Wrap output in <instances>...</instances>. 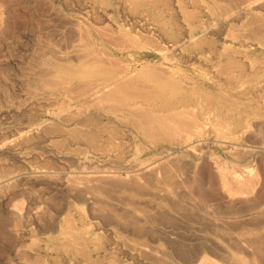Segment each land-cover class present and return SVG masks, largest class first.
Returning <instances> with one entry per match:
<instances>
[{"label":"rangeland","instance_id":"374dc122","mask_svg":"<svg viewBox=\"0 0 264 264\" xmlns=\"http://www.w3.org/2000/svg\"><path fill=\"white\" fill-rule=\"evenodd\" d=\"M87 1H89V0H0V23H1L0 24V153H1L0 154V166H1L0 167V174H1L0 176L1 177L3 176L5 178L11 174H16V181L20 180L17 182L14 180L13 182H11L12 186L10 183L9 184L10 187H8L9 186L8 184H7V187H5L6 184L1 185V187H0V264H28V263L29 264H38V261H40V260L34 261L32 263V260L38 259V258H36V256H35L36 254L34 253L32 248L36 247L37 245H40V244H41L40 246H47L48 248H53L56 245H59V242L63 238V232H62L63 228H61V226H59L58 223L60 222L61 219H64L67 217H69L70 219H73L74 221L78 220L75 208L80 211V214L82 215L84 222L86 224L91 225L90 227H92L91 229H92L93 235L95 237V242H96L95 244L97 246L100 245L101 250L104 251V252L102 251L103 254L100 257L102 259L101 262L104 264H107V263L108 264H138V263L140 264L142 261L144 262V264H148V263L149 264H158V262L153 263V258H154L153 256L154 255H145L143 253V255H144L143 256L142 254H140L142 252L137 250V247L135 245L138 244L137 240L140 238L144 239L146 241L147 245L150 244L152 246H155V248L158 247V249L163 248V254H165L167 251H169L170 256L168 254H166V256L168 255L170 257V258L168 257L169 260L171 259L170 261H172L174 259L173 260L174 262H176V263L179 262L181 264H184L183 262H181V259H179V257H181L180 252H182V253L187 252L186 254H189V251L191 252L192 250H195L194 249L195 246L197 247L196 249H199L198 245H199V247L202 246V243H200L199 240L195 238L196 237L195 235H208L209 237L219 238L213 234V232L215 233V231L212 230L214 227L207 226V224L209 222L211 223V221L212 222H215V221L218 222L219 221L218 218L223 219V220L220 219L222 221V222L221 221L220 222L223 223V225L226 222L228 223L229 221L230 222L232 221L235 224H237V221H239V223L237 225H235L233 223L234 226H231L233 224H232V222H231V224L229 222L228 224L230 225V227H228L229 225L227 223L225 224L226 227H224L225 225L224 226L220 225V222H218V224L215 222L217 225L223 226L224 228L228 227L229 230L232 229L233 231L232 230L231 231L235 234L236 233L240 234L242 229H243V231L241 232V234L246 233V232L248 233L249 231H251V233L249 232V235L253 233L252 231L256 232V230L258 231L259 229H263L264 226H261V225H263V223H264V216H263L264 210H262V209H264V200H263L264 199L263 198V193H264V190H263L264 189V186H263V184H264V147H263L264 146V114H263L264 105L262 104L261 100H259V96H262V94L264 96V88H262L257 93V96H258L257 97L256 93H254V94H237L235 92V87H232L231 85L225 84L221 80H218V79L204 80L203 79L205 82V85L208 84L212 88H211V90H209L210 92H207V90H205L203 88L200 93L203 95H204V93H207L208 96L211 97L210 100L212 101V103H214V105H217L218 106L217 108L221 109L223 111V113H226L227 115L230 114L229 116L232 117V121L237 123L238 126L236 127L235 130H233V132L231 134H228L227 137H220V136H216V135H218L216 132H215L216 135L214 134V130L212 129V124L209 122L206 125L207 126V128H206L207 133L203 132L202 135L200 134V135H195V136L191 137V141H193V144L194 143H197V144H195L194 147H192L188 150L184 147L183 143L178 142L179 140H177L176 138H168L167 139V138H165L166 136L163 135V138L160 139V137H162V134H159L160 135V137H159L158 133H155L156 135L155 134L152 135L153 137H155L153 139L156 140L154 142V140L152 139V136H149V137H151V138H149L148 135H146V133L144 134V131L141 130V127L139 128V125H138L137 121L135 120L134 116L132 114H128L125 112H118V111L117 112H106V111H103V113L98 112V114H97V112L89 111L88 113L83 114L82 116L76 117L75 120L74 119L73 120L68 119L66 121L64 114L66 113L65 111L68 107L75 109V110L76 109L78 110L82 107L84 108V106H89V105L80 104V103L76 102L75 100H72V98L66 97L63 94H59V93L53 91L51 88H48V87H42V89L39 90L40 89L39 85H41V84H38V83H40V81L38 80L39 81L38 83H35V82H37L36 80H35V82H33L34 81L33 77H35V75H36V71H35V69H37L36 66H38L40 63L42 64V62H44L45 58H46L45 62L50 61V60L51 61L57 60V57H59L58 55H60L57 52L58 51L62 52V51L67 50V45H66L68 42L67 33H69V31H68L69 29L65 24L68 20L69 21L71 20V22L75 23V25L79 29H80V27H82V29L80 31L82 34L83 33H84V35L86 34V36L83 35V37L85 39H87V36L90 34L94 35L98 39L96 51H98L100 55L103 54L101 57L104 60L109 59V61L105 60V62L108 65H110L111 67H113L116 71H120V72L128 71V72H131L132 74H134L136 76L142 77L146 71H149V69H151L150 68V65H151L150 62H154V60H156V58L152 61H148V60L143 59L145 53L152 54L150 52V50H149L150 48L148 46H144L145 49H142V50H137L136 48H134L135 47L134 44L139 39L138 34L142 32L141 26L136 25V23H134L133 20H131L129 17L123 15V13L122 14L121 13L114 14L115 25L111 24L104 17V15L101 14V16H102L101 17L100 13H98L99 15H95L94 17L92 15L90 17H88L84 13L85 12V5H86ZM236 1L237 0H231V1L230 0H227V1L226 0H223V1L217 0L216 2L221 3V4L236 6V4H237ZM31 4H33V5H31ZM68 6H70V7H68ZM69 8H71V9H69ZM121 15L123 17H121ZM96 16H98V17H96ZM214 16L215 17L213 19H215V20H212V23H213L212 26H215L214 27L215 29H213L214 31H210L211 35L209 34V32L203 34L202 30L198 31V33H197L198 35H200L202 33L203 37H205V39H213V40L217 41V40H219V37H218L219 33H222V32L225 33V32H228V30H230L231 32L236 31V28H237L236 26L239 24V21H237V23H236V21L231 22L228 19H226L225 15H221V13H218ZM172 18L177 21V19L174 18V16ZM65 20H66V22H64ZM168 20H170V19H168ZM226 20H228V21H226ZM213 21H215L216 25H214ZM216 21L218 23H216ZM59 22H61L62 24H60ZM263 22H264V18L261 21L262 26H263ZM235 24H237V25H235ZM47 25H49L48 26L49 28L47 27ZM61 25H65V26H61ZM130 25H131V27H130ZM228 25H230V26L228 27ZM50 26H51V28H50ZM218 26H220V27H218ZM219 29L222 32H219ZM82 30L84 32H82ZM65 32H67V33H65ZM215 32H216V34H215ZM111 33H112V35H111ZM212 33H214V34H212ZM134 34L137 35L138 37L134 36ZM205 35H207V38ZM259 37H261V36H259ZM129 38H130V40H129ZM62 41H65V42L63 43ZM124 42H127L128 44L124 43ZM129 44H130V46H129ZM45 45H46V47H45ZM64 46L66 47V49ZM125 47L130 50L131 56H128L125 52H123L122 55L118 52L119 49H122ZM100 48H101V50H100ZM40 49L44 50V52H42V50H40ZM47 49H48V51L52 52L51 55H54L55 58L53 56L49 57L51 52H48ZM55 49H57V51ZM103 51H105V53H103ZM39 52H42V54L40 53L41 55H44L45 52L48 54H45V56L42 57L39 55ZM55 52L57 54H55ZM1 54H3V55H1ZM34 54H36V55H34ZM32 56L34 57V59H32L33 58ZM36 56L38 59L36 58ZM41 57L43 58V60ZM48 58H49V60H47ZM29 60H31V61H29ZM27 61H29L30 64ZM34 61H37V62L35 63ZM113 61H115V62L117 61L116 65L113 64ZM31 62H33V66H32ZM155 62H156L155 64L157 66H159V68L162 66V65H160V63L158 61H155ZM23 63H24V66H23ZM37 63H38V65H36ZM190 63H191V61L190 62H180V63H178V65H179L180 69L182 71H186L187 74H191L192 76H197V73L195 72L196 69L193 66L194 64L191 63L192 64L191 65ZM27 65H28V67H27ZM29 67H31V69L33 68L34 70L33 69L31 70ZM118 67H120V68L118 69ZM28 68L30 69L31 72L35 71L34 72L35 75L31 72H30L31 73V75H30ZM19 69H20V71H19ZM25 71H27V72H25ZM25 74H27V75H25ZM20 75H22V76L24 75V76L20 77ZM26 77H29V78H26ZM17 78H20V80L18 81ZM21 78H23V79H21ZM30 78H31V80H33L32 81L33 84H31ZM27 79L30 81V84L32 86L30 84H27L29 82ZM23 83H24V85H22ZM37 84L39 87L36 88ZM29 85L31 86V88L35 87L38 90L36 91L35 88H34L35 90L30 89ZM18 88L20 90H17ZM26 88H27V90H26ZM7 89H9V90H7ZM29 89L32 91H30L28 93ZM11 90H12V92H10ZM13 92H14V94H12V95H14V97H11L12 95L10 93H13ZM15 93L18 94V96H16ZM22 93H23V95L19 96ZM26 94H27V97L25 96ZM222 94H224V95H222ZM23 96H25V97H23ZM226 96H227V99H229L230 101L229 100L227 101ZM18 97H20V98H18ZM38 97H41V99L39 98L40 101H38ZM42 97L44 100L42 99ZM17 99H20V100L18 101ZM61 99L64 101H62ZM59 100H61L62 102ZM33 102H35V103H33ZM39 102L40 103L42 102L43 104L42 103L40 104ZM56 102H59V103H56ZM237 102H240V103H237ZM14 103H15V105H14ZM37 103H38V105H36ZM46 103L48 104V106L46 105ZM53 103L54 104L56 103V105H54ZM17 104H20L19 107H17ZM32 104H34L35 106ZM214 105H213V107H214ZM29 106H31V107H29ZM42 106H43V108H42ZM231 106H232V108H231ZM15 107H17V108L15 109ZM33 107H35V109ZM213 107H212V110L214 109ZM42 110H43V112H42ZM31 111H32V113H31ZM261 111H262V113H261ZM99 115H101V116H99ZM60 116L64 117L65 119L62 118L63 119L62 120ZM88 117H90L89 119H91V121L87 120ZM130 117L132 118V120ZM84 118H86V119H84ZM60 119H61V121H60ZM80 119L81 120L84 119L85 121L82 122ZM98 120H100V121H98ZM119 120H121L122 122ZM249 120H252V122L254 124H252V122ZM77 122H79V123L77 124ZM80 122H82L84 124H82V123L80 124ZM90 122L93 124H90ZM115 122H116V124H115ZM123 122H126V124ZM55 124H56V126H55ZM88 124H89V126H86ZM42 125L46 126V127H43ZM115 125H117L118 127H116ZM74 126H76V127L74 128ZM90 126H92V127H90ZM110 126H112V128H110ZM55 127H56V129H55ZM70 127H72V129H70ZM47 128L51 129V130H49V131H51L50 133L47 130ZM61 128L63 130H61ZM115 128H117V129L119 128L118 130L116 129V132L117 133H118V131H119V133L121 132L122 134L121 133L120 134L121 135L124 134L123 135L124 137H122L120 134L115 133V131H113V130H115ZM81 129L83 130V132H85L87 130L86 131L87 133H90V131H92L90 134H94L93 133V130H94V132L96 134L95 136H97L98 133H99V135L102 134L103 137H101L102 135H100L101 138H98L99 140L100 139L104 140L103 138L107 137L109 140L108 139H105L104 141L100 140L101 142H104V144L99 142V141H97L98 143L95 144V145L103 144L106 146V148L102 147L100 150V147H101V145H100V147H99V151H101V153H100L96 146H95L96 147L95 148L96 150H95V149H93L94 146H91V144H89L85 140L84 141L86 142V144H84L85 142L83 140H80V138L78 137L79 134L76 132V131L80 132ZM111 129L113 132H111ZM37 130H39V131H37ZM124 130H125V133H123ZM23 131L27 132V133L32 132L33 136L29 133L30 135L28 134L29 135L28 138L24 141H20L18 143V146H16L17 144L15 142H14L15 144H13L12 140L16 136H18L17 134L24 133ZM104 131H105V134L103 133ZM108 132L110 134L114 133L116 135L112 134L114 136L113 137ZM74 133H75V135H74ZM128 133H129V136H128ZM36 134H38V135H36ZM108 134L110 136H108ZM104 135H107V136L104 137ZM31 136L34 138H31ZM41 136L43 137V139ZM64 136H66V137H64ZM71 136H73V138H74V139L72 138V141H71ZM111 136H112V138H111ZM116 136H118L119 138ZM156 136H158L157 139H156ZM214 136H216V137H214ZM59 137L61 139H64L65 143L63 141H61V139H59ZM97 137H99V136H97ZM120 137H121V139H120ZM125 137H127V138L125 139ZM113 138H115V139H113ZM217 138L218 139L222 138V139H226V140H231L233 142H238L239 144L238 143L232 144V143H227V142H221V141H218ZM9 139L10 140L12 139L11 142L9 141ZM75 139H78V140L76 141ZM110 139L111 140L113 139L112 143H110L111 142ZM116 139H118V141ZM28 140H30V141H28ZM161 140H163V141H161ZM115 141H116V143L119 142V145L121 144L122 147L120 148L118 143L116 144ZM152 141L154 143H152ZM170 141H173V142H170ZM213 141H215V142H213ZM8 142H10V143H8ZM23 142H24V144L25 143H28V144L24 145ZM105 142H107L108 144H106ZM113 142H114V146L117 145L118 149L120 148L122 150L124 148L122 151H130L131 153L134 152L135 155L137 156V158L140 160L141 159L144 160L145 158L147 159V156H148V158H150V156H152V157L153 156L154 157L159 156L160 152H162L163 149H164V151L161 153V155L173 153V155L175 157L178 158V156H179V158H178L179 161H177L178 163L175 162L174 165L177 164V167L179 166V169H180L179 172L180 173L178 174V172H177V174H178V177L180 176L183 180L179 177L176 179V181L178 180V182L180 183V181L182 180L181 181L182 186H181V183L178 184L176 181H174V182H176V183L172 182L173 184H175V188H174V187H172L173 186L172 183L169 182V183H171V185H166L165 188L167 186H169V187L171 186L174 189H172L171 187L170 188L168 187L167 188L168 192L172 191V193L173 192H175V193L172 194L171 192L170 193L160 192L161 196L165 194L164 197L170 196L171 199L168 197H166V199H164V197H161L160 195H158L156 193L154 195L156 196V198L158 197L157 198L158 200L154 199L155 198L154 195H153L154 197L152 196L149 198L152 202L150 200H148V202L149 203L151 202L150 205H152V206H150L147 202L146 207L148 209H150L149 207L155 206V209H158L159 214L161 213V211H163V213H164V210L166 209L165 210L166 213H164L165 214L164 216L166 218L164 216H162L163 213H161L162 215H160V217L162 216L161 218L159 217V215L155 216L156 210L153 209L154 207L152 208L154 211L151 209L148 210L146 208V210L148 212H150V211L152 212V214H151V212L150 213L147 212L148 213V219H149L148 223H147V227H148V229L150 228L149 229L150 231L147 229L148 230L147 234H144V235L142 234V237L136 236V235L133 236L131 231L125 232L123 229H120V228H118L117 230L119 233L121 232V234L122 233L124 234V235L122 234V236H120L121 234H119L118 232L114 233L115 236L113 235V233H107L108 231L105 230V228L111 227L112 225L110 223H108V221H106V220H105L106 223L104 224L103 223L104 218H102V216H101V219H102L101 220L99 214H97V213L94 214L93 211H95V210L90 209L92 206L90 207L89 204H87L88 205L87 206L86 205L87 202L85 200H83L81 196L78 195L77 197H80V198H77L76 197L77 194H75V196H74V194H70V192H68L66 190V188H64L65 187L64 183L63 184L61 183V181L63 182L64 175L67 171H69V170H76V171L84 170L85 164H86V166L89 165L91 167L90 168L88 166V168H90L89 170H91L92 168L94 169L96 166L100 167L101 164H103V167H107L108 165H113V166L116 165L115 167H113V169L116 170L117 173L119 172L118 174L125 175L123 171L125 169L124 166L126 167L127 163L124 161H121L119 158L118 159L116 158L117 159L116 160L113 157H109L106 153H104V151L107 149V145L109 147V145H111V144L113 145ZM156 142H158V143L160 142V143L158 144ZM198 142H199V144H198ZM216 142H217V144H216ZM11 143H12V145H11ZM138 143L142 149L138 146ZM234 144H236V145L234 146ZM125 145H127V146H125ZM13 146L14 147L16 146V147L13 148ZM89 146H91L93 150L91 148H89ZM156 146H157V148H156ZM227 146H228V148H227ZM232 146H234V148ZM126 148L128 150H126ZM194 148H196V149H194ZM69 149L72 152H70ZM102 149H104V150H102ZM174 152H175V154H174ZM190 152H193V153H190ZM31 153L32 154L35 153L34 154L35 156H33ZM157 153H158V155H156ZM103 154H104V157H103ZM176 154H178V155L176 156ZM183 155L187 156V157H184ZM32 156L35 158H33ZM180 156L182 158H180ZM24 157H26V159ZM44 157H46V158H44ZM105 157H107V158H105ZM89 159L91 160V162L94 161V163H96V165L93 163L94 164V166H93V164L90 162ZM214 159H219V160L223 159L222 161L224 162V164L222 165V167L218 168L219 165L217 164L216 161L214 162ZM115 160H116V162H115ZM87 161L89 164L87 163ZM184 161H186L187 163L186 162L184 163ZM80 162H85V164H82ZM107 162H108V165H106ZM109 163H111V164H109ZM123 163H125V164H123ZM226 163H227V165H226ZM229 163L232 166L228 165ZM80 164H82V165H80ZM90 164H92V165H90ZM118 164H120L119 167L121 169L118 167ZM183 164H185V166ZM191 164H192V166H191ZM187 165L189 166V168ZM80 166H81V168L79 169ZM181 166H184L183 168H185L186 170L185 171L182 170ZM186 166H187V168H186ZM101 167H102V165H101ZM190 167H191V169H190ZM230 167L234 168L235 171L237 170V173H235V171ZM86 168L87 167H85V170H88ZM122 168H124V169H122ZM6 169H8V170H6ZM106 169H108V168H106ZM111 169H112V166H109L108 170H111ZM55 170H57V171H55ZM187 170H190V171H187ZM230 170L232 172H230ZM9 172H11V173H9ZM182 172H184V175ZM41 173H42V175H41ZM185 173H186V176H185ZM225 173H227V174H225ZM37 174L41 175L40 178H38L39 175H37ZM58 174L60 175V177L58 176ZM27 175H29V176L31 175V177H29ZM53 175L54 176L56 175L57 178H56V176L54 177ZM21 176H22V179L20 178ZM32 176H33V178H32ZM187 176H189V177H187ZM24 177H27V178H25L26 180L25 179L23 180ZM44 177H45V180H44ZM49 177H51V178H49ZM183 177L184 178L186 177L187 181H184ZM41 178H43V179H41ZM47 178H49L51 181L55 178L54 180L56 182L53 180L51 183L49 179L47 180ZM32 179H34V180H32ZM179 179H181V180H179ZM237 179L239 180V182ZM32 181H34V182H32ZM42 181H44V182H42ZM228 181L230 183H228ZM13 183H16V184L13 185ZM17 183H19V184H17ZM27 183H28V185H27ZM39 183H41V185ZM52 184L55 185V187L57 186V188H54V186ZM57 184H59L61 186L63 185L64 187L63 186L60 187ZM39 186H41V187H39ZM59 189H61V190H59ZM65 190L70 195L67 194L65 192ZM49 192H50V195L52 197H55L56 195H59L60 197L62 196L61 199H60V197L58 199L56 196V200L57 199L61 200L63 203L62 204L60 201L57 200L59 203H61L60 205L62 207V208L58 207V212L56 209L58 206V203L55 200V198H51V196H48ZM117 192L118 191H114L113 192L114 194L112 193L111 197L107 199L108 201L106 200L107 204L103 202L106 205V208H108L111 205V208L109 207L110 210H115V212L118 208H121V209H119L120 211L122 210V207H119V206L124 205V202H125L124 198L127 199V197L123 196L121 191H119V193H117ZM260 192L262 195L260 194ZM116 193L120 196H118ZM36 194H39V196L41 195V197L38 198L37 197L38 195H36ZM46 194L49 197V199H47L48 197H46ZM53 195H55V196H53ZM35 196L38 200L39 199L40 200L39 201L37 199L35 200ZM43 196L46 199H44ZM173 196L175 199L173 198ZM259 196H260V198H258ZM63 197H64V200H63ZM116 198H119V199L116 200ZM120 198H121V200H120ZM176 198H177V201H176ZM50 199H51V201H49ZM52 199H54L55 201H52ZM74 199H76V201ZM42 200L44 201V203L45 202L46 203L44 204ZM46 200H48L49 202L47 203ZM111 200H112V203L110 202ZM167 200H170V201L172 200V204L174 201V204H176V205L169 204L171 202L167 201ZM36 201H38V204ZM120 201H122V203ZM39 202H41L40 206H42V207L39 206ZM50 202H51V204L56 202L54 204L55 205L57 204V205L55 206L53 204L55 207L53 205H51V207H52L51 208L50 205H48ZM81 202H82V204H81ZM154 202H156V204ZM183 202L184 203L186 202L185 203L186 207L184 206ZM222 202H224V203H222ZM65 203H66V205H65ZM68 203H70V205L73 204L72 206H74V207L71 206L69 209ZM31 204H32V206H30ZM104 204H103V206H104ZM108 204H110V205L108 206ZM157 204H159V205H157ZM36 205H38L40 208ZM45 205H47V206H45ZM99 205L97 207H99ZM156 205L161 206L162 209H159V207H157ZM170 205L172 206V208L174 207L173 210H172ZM178 205H180V206L182 205L186 209L189 206V208L187 210H185L181 206L183 209L181 207H179L181 211L178 210L179 211L178 212L177 211ZM206 205L207 206L209 205V207H207V209L205 208ZM211 205H213V206H211ZM218 205H219V209H218ZM26 206H28V207L26 208ZM96 206H95V208H97ZM114 206L115 207L117 206V207L115 209H113L112 207H114ZM175 206H177V207L175 208ZM214 206H215V210H216L215 212L213 209H211V208H214ZM226 206H228V207H226ZM48 207L50 208V210L48 209ZM63 207H65V209ZM221 207H222V209H221ZM231 207H234V209ZM36 208L40 209V213L42 212L41 214L45 213V211H44L45 208L47 209L46 210L47 213L44 214L45 215L44 218H43V215L40 216L41 214L39 212H37L39 209H36ZM53 208H55V209H53ZM41 210H43V211H41ZM70 210L72 211L71 214L69 213ZM90 210H91V213H90ZM193 210H195L194 213L196 212V214L198 212H200L202 217L200 215H199L200 217L197 216L199 213L197 215H194ZM207 210H208V212H207ZM258 210L262 211V212H260V215L262 213L263 218L259 214H257ZM48 211H50V212L52 211L50 213V215H52V214L53 215L50 217L52 218L51 220H54L53 221L54 224L51 220H49L50 223L52 222L51 224L48 222V219H50ZM158 211H156V213ZM259 211H258V213H259ZM183 212H186V213H183ZM188 212H189V214H188ZM190 212L193 215L192 218H191ZM227 212H228V214H227ZM88 213H89V215H88ZM183 214H186V215L188 214V216L184 217ZM202 214H204V215H202ZM150 215H152L151 217H153L154 220H152V218L149 217ZM205 215H206L205 218H207V220H205V218H204ZM237 215H241V217L237 216ZM249 215L251 216V219L250 218L248 219V217H244V216H249ZM37 216L41 217V220ZM174 216L176 217L175 220L171 219V218H174ZM194 216L198 217L199 222L196 220V217H194ZM211 216H214L215 218L217 216L216 220L214 221L215 218L212 220L213 217H211ZM233 216H234V218H232ZM242 216L244 218H242ZM253 216H255L256 218ZM46 217H47V220L45 219ZM158 217H159L160 221H161V219L163 221H165V222H163L164 224L158 220ZM167 217H168V219H167ZM187 217H189V218H187ZM227 217H228V219H230L229 221H228ZM199 218H203L202 222L204 221L203 223L206 225V227H205V225H202L203 223L201 222V219L199 220ZM209 218H211V219H209ZM225 218L227 221L224 220ZM236 218L238 219L237 221L235 220ZM170 219H171L172 223H175L173 225L170 224V225H172L173 228H171V226L169 225V222H167V221H170ZM177 219H179V220H177ZM180 219L184 223L182 222L181 224H178V223H180ZM193 219H195V220H193ZM217 219H218V221H217ZM239 219L241 221L244 220L245 222L243 221L241 223ZM245 219L250 220V222L246 223L248 220L246 221ZM256 219H257L258 223L255 221ZM44 220H45V222H44ZM94 220H95V222L97 220L100 221V222H98L99 225L95 224ZM156 220L160 224H158L156 222ZM261 220H262V222H261ZM91 221H93V222H91ZM151 221H152V223H151ZM171 221H170V223H171ZM252 221H253V223H251ZM42 222H44V226L48 229H46L43 225H41ZM46 222H48V223H46ZM149 222L151 223L150 225H148ZM254 222L257 224V226H255V227L252 226V225H255ZM101 223H103L104 226ZM185 223H187V224L189 223V225H187ZM200 223H201V225H200ZM245 223H246V226L249 229V231H246L244 228H242V226H244ZM248 224H249V227L250 226L253 227L252 229H254V230H252L251 227L249 228ZM47 225H49V227ZM96 225L98 226V228ZM174 225H175V228H174ZM183 225L185 226V228L183 227ZM213 225H214V223H213ZM258 225L261 227H259ZM41 226H43L44 229ZM154 226H155V228H154ZM165 226H167V228H165ZM179 226H181V227H179ZM186 226H188L189 229L186 230V228H188ZM151 227L154 228L153 229L154 231H152ZM156 227H158L157 230H155ZM178 227L181 230L177 229ZM238 227H239V229L241 228L240 229L241 231L237 229ZM258 227H259V229H258ZM40 228H41V230H40ZM234 228H236V229H234ZM42 229H43V231H42ZM171 229H172V231H171ZM100 230H102V232L104 230V232L102 233V232H100ZM166 230L167 231L170 230V232H168V234H166V232H167ZM94 231H97V232H94ZM155 231H159L158 232L159 234L156 233ZM163 231H166V232H163ZM191 231H192V233H191ZM148 232H150V234ZM176 232H178V238L176 237L177 235H175V237L172 238V235L174 236V234H177ZM27 233H28V235H30V234L31 235L28 236V235H26ZM155 233L157 235L162 234V236H164V237L157 236V235H155ZM163 233H165V234H163ZM129 234H130V237L132 239V240L131 239L130 240L132 242L135 241L137 244L136 243L133 244L129 240V238H130L128 236ZM170 234H172V235H170ZM146 235H148V236H146ZM184 235L186 237H184ZM243 235H245V234H243ZM246 235H248V234H246ZM104 236L105 237L107 236L108 238L110 237L111 240L108 238H105ZM165 236H166V238H165ZM182 236H183V238H181ZM100 237H101V239H100ZM102 237H104V238H102ZM124 237H126V238H124ZM135 237H136V240L134 239ZM151 237H152V239H151ZM168 237L172 238L173 240L171 241V239H169ZM191 237H193V238H191ZM123 238L126 239L128 243H126L124 241L122 242L121 240H124ZM147 238H150V240H146ZM164 238L166 239L165 242L166 243L168 242L170 244L169 245L170 248L168 247V243L166 244L165 242H163ZM187 238H189V239H187ZM107 239H108V241H106ZM141 239L138 241H141ZM154 239L155 240L158 239L159 244H157V240H156V242H154ZM176 239H179V241L183 240L184 242H182V241L178 242L177 241L178 242L177 243V242H175ZM192 239H193V241H189ZM161 240H162V242H161ZM168 240H170L174 244H172ZM219 240H220V238H219ZM110 241H111V243H110ZM148 241H150V242H148ZM115 242H116L117 247H115ZM194 242L195 243L198 242V245L197 244L195 245ZM33 243H35V244H33ZM119 243H121V244H119ZM162 243H164V244H162ZM176 243L177 244L180 243L179 245L181 248H179V247L176 248L177 247V245H175ZM125 244L126 245L129 244V245H127L128 247ZM150 245H148V246L151 247ZM183 245H185L186 248L188 247L189 251H185L186 248L185 247L182 248ZM223 245L225 248L233 251L237 256H239V258L242 261L249 259V256L245 252H243L242 250H240L238 248H237L238 250H236V248H231V246L228 245L227 243H224ZM129 246H131L132 249L129 248ZM192 246L194 247L193 249H192ZM135 247H136V249H135ZM172 247H174V249ZM166 248H168V249H166ZM175 248H176V250H175ZM188 248L186 250H188ZM21 249H22V252H21ZM181 249L182 250L184 249L185 252H183ZM18 250L22 253V255H19ZM24 250H26V252H24ZM114 250H117V251H114ZM123 250L125 251V253ZM164 250H166V251H164ZM17 251H18V253H17ZM161 251L162 250L160 249V252ZM173 251H174V253H173ZM106 252L110 255H108ZM176 252L178 253V255ZM29 253L31 254L30 256H29ZM175 253L177 256H179L178 258L176 257ZM26 254H28V255H26ZM118 254H120V255H118ZM24 255H25V257H24ZM121 255H123V256H121ZM244 255H246V256H244ZM28 256H29V258H26ZM134 256H135V258H134ZM146 256L147 257L150 256V257H148L149 259L146 260L145 259V258H147ZM20 257L23 259H25V258L29 259V261L26 259L23 260ZM32 257H34L35 259L34 258L32 259ZM151 257H152V259H150ZM39 258L42 259L40 261L41 264H47V263L50 264L49 261L46 260L45 256H42ZM15 260L17 263L15 262ZM43 260H45L44 261L45 263L42 262ZM120 260H122V261H120ZM104 261H106V262H104ZM132 261H134V263ZM135 261H137V262H135ZM143 262L141 264H143Z\"/></svg>","mask_w":264,"mask_h":264},{"label":"bare ground","instance_id":"6f19581e","mask_svg":"<svg viewBox=\"0 0 264 264\" xmlns=\"http://www.w3.org/2000/svg\"><path fill=\"white\" fill-rule=\"evenodd\" d=\"M217 1V0H216ZM215 0H89L87 1L86 5H85V14L86 16L90 17L91 15L94 17L95 15H99L98 13L104 15V17L113 25H115L114 22V14L117 13H123V15L129 17L131 20L134 21V23H136V25H139L142 27V32L138 34L139 39L138 41L134 44V48H136L137 50H142L145 49L144 46H148L150 49V52L152 54L149 53H145L143 59L148 60V61H152L156 58V60H154V62H150V68L149 71H146L144 73V75L141 76H136L134 74H132L131 72L128 71H124V72H120V71H116L113 67H111L110 65H108L105 60L101 57L102 55L99 54L98 51H96V47L98 44V39L90 34L87 36V39H85L83 37L84 33H81V29L82 27H80V29L75 25V23L71 22V20L67 21L66 20L64 22H66V26L68 27V31L69 33H67V50L66 51H58L57 53H59L60 55H58L59 57H57V60L54 61H46V58L44 60V62H42V64L40 63L38 65V63L36 65L37 69H35L36 71V75H35V71L31 72L30 69L33 66V62L32 66L29 67V74L31 75V73H33L35 75L34 81L31 80V84L32 81L35 82V80L38 83L40 81L41 84L40 89H42V87H48L51 88L53 91L59 93V94H63L66 97H70L72 98V100H75L76 102L80 103V104H86L89 106H84V108H80V109H72V108H67L66 109V113L65 118L61 117V119H65L66 121L69 119H76V117L82 116L83 114L88 113L89 111L92 112H100L103 113V111L106 112H125L128 114H132L135 118V120L137 121L139 128L141 127V130L144 131V134L146 133V135L152 136L155 133H158V136L160 137L159 134H162V137H160V139L163 138V135L166 136L165 138H176L177 140H179L178 142H182L184 147L188 150L192 147L195 146L193 141H191V137L195 136V135H202V133H207L206 132V128H207V124L210 122L212 124V129L214 130V134L215 132L218 134L216 136H220V137H227L228 134H231L233 132V130L236 129V127L238 126L237 123L232 121V117L227 115L226 113H223V111L221 109H218L217 105H214V103H212V101L210 100V96H208L207 93L201 94V90L204 88L205 90H207V92H210L209 90H211V86L210 85H205L204 80H213V79H218L221 80L223 83L231 85L232 87H235V92L237 94H254L257 93L264 88V22H263V26L261 24L262 19L264 18V0H237V4L236 6H231V5H227V4H221V3H217ZM223 1V0H222ZM227 1V0H226ZM231 1V0H230ZM78 2V1H77ZM221 2V1H220ZM229 2V1H228ZM223 3V2H222ZM229 4V3H228ZM33 5V4H31ZM32 7V6H31ZM70 7V6H68ZM71 9V8H69ZM51 11V10H50ZM80 13V12H79ZM218 13H221V15H225L226 19H228L229 21H239V24H235L237 25L236 27V31L231 32L230 30H228V32L223 33H219L218 37L219 40L215 41L213 39H205V37H203V34L208 33L210 34V31H214L213 29H215V26H212V20ZM64 16V15H63ZM99 16V17H100ZM174 16V18L177 19L174 20L172 17ZM54 17V16H53ZM92 17V18H93ZM98 17V16H96ZM102 17V16H101ZM121 17H123L121 15ZM63 18V17H62ZM47 19V18H46ZM52 19V18H51ZM119 19V18H118ZM170 19V20H168ZM224 19V18H223ZM93 20V19H92ZM104 20V19H103ZM222 20V19H221ZM226 20V21H228ZM94 21V20H93ZM102 21V20H101ZM167 21V22H166ZM41 22V21H40ZM52 22V21H51ZM62 22V21H61ZM61 22H59L60 24H62ZM97 22V21H96ZM128 22V21H127ZM132 22V21H131ZM214 25L215 24V21ZM224 22V21H223ZM46 23V22H45ZM216 23H218L216 21ZM220 23V22H219ZM226 23V22H225ZM1 24V23H0ZM52 24V23H51ZM59 24V25H60ZM64 24V23H63ZM124 24V23H123ZM227 24V23H226ZM232 24V23H231ZM65 25H61V26H65ZM125 25V24H124ZM233 25V24H232ZM49 25H47L48 27ZM222 26V25H221ZM230 25H228L229 27ZM45 27V26H44ZM46 27V28H47ZM55 27V26H54ZM93 27V26H92ZM131 27V25H130ZM220 27V26H218ZM49 28V27H48ZM51 28V26H50ZM217 28V27H216ZM224 28V27H223ZM59 29V28H58ZM225 29V28H224ZM56 30V29H55ZM64 30V29H63ZM66 30V29H65ZM115 30V29H114ZM202 30L203 34L201 33L200 35H198V31ZM223 30V29H222ZM226 30V31H227ZM48 31V30H47ZM50 31V30H49ZM53 31V30H52ZM67 31V30H66ZM132 31V30H131ZM134 31V30H133ZM218 31V30H217ZM45 32V31H44ZM82 32H84L82 30ZM104 32V31H103ZM43 33V32H42ZM100 33V32H99ZM102 33V32H101ZM109 33V32H108ZM136 33V32H135ZM64 34V33H63ZM62 34V35H63ZM104 34V33H103ZM121 34V33H120ZM214 34V33H212ZM216 34V32H215ZM107 35V34H106ZM105 35V36H106ZM109 35V34H108ZM112 35V33H111ZM211 35V34H210ZM65 36V35H64ZM86 36V34L84 35ZM134 36H137L134 34ZM137 36V37H138ZM207 38V35H205ZM261 36V37H259ZM53 37V36H52ZM127 37V36H126ZM136 37V38H137ZM216 37V36H215ZM63 38V37H62ZM209 38V37H208ZM112 40V39H111ZM130 40V38H129ZM58 41V40H57ZM60 41V40H59ZM109 41V40H108ZM128 41V40H127ZM63 43L65 41H62ZM130 42V41H129ZM114 43V42H113ZM127 43V42H124ZM9 44V43H8ZM44 44V43H43ZM119 44V43H118ZM128 44V43H127ZM40 45V44H39ZM47 45V44H46ZM45 45V47H46ZM12 46V45H11ZM49 46V45H48ZM51 46V45H50ZM130 46V44H129ZM128 46V47H129ZM60 47V46H59ZM65 47V46H64ZM132 47V46H131ZM42 48V47H41ZM44 49V48H43ZM49 49V48H48ZM47 49V51H48ZM66 49V47H65ZM42 50V49H40ZM45 50V49H44ZM44 50H42V52H44ZM51 50V49H50ZM57 51V49H55ZM101 50V48H100ZM46 51V52H47ZM42 52H39L40 56H45V54L48 53H44V55H41ZM51 52V51H48ZM118 52L122 55L123 52H125L128 56H131L130 50L125 48L119 49ZM3 53V52H2ZM8 53V52H7ZM41 53V54H40ZM55 52V54H57ZM103 53H105V51H103ZM52 52L50 53L49 57H54V55H51ZM3 55V54H1ZM36 55V54H34ZM38 55V54H37ZM57 56V55H56ZM2 57V56H1ZM33 57V56H32ZM41 57V58H42ZM47 57V56H46ZM107 57V56H106ZM105 57V58H106ZM114 57V56H113ZM37 58V56H36ZM55 58V57H54ZM12 59V58H11ZM34 59V57L32 58ZM38 59V58H37ZM111 59V58H110ZM116 59V58H115ZM3 60V59H2ZM21 60V59H20ZM43 60V58H42ZM49 60V58L47 59ZM31 61V60H29ZM29 61H27L29 63ZM106 61H109L106 60ZM155 61H158L160 63V65H162L160 68L159 66H157L155 63ZM192 64H194V68L196 69V73L197 76H192L191 74H187L186 71H182L178 65V63L180 62H190ZM13 62V61H12ZM35 63L37 61H34ZM39 62V61H38ZM115 61H113V64L116 65L117 61L114 63ZM111 63V62H110ZM190 63V64H191ZM27 64V63H26ZM30 64V63H29ZM112 64V63H111ZM158 64V63H157ZM191 64V65H192ZM123 65V64H122ZM24 66V63H23ZM22 66V67H23ZM35 66V65H34ZM114 66V65H113ZM121 66V65H120ZM18 67V66H17ZM28 67V65H27ZM26 67V68H27ZM117 67V66H116ZM124 67V66H123ZM126 67V66H125ZM35 68V67H34ZM120 67H118L119 69ZM24 69V68H23ZM33 69V68H32ZM31 69V70H32ZM6 70V69H5ZM26 70V69H25ZM34 70V69H33ZM20 71V69H19ZM28 71V70H27ZM25 71V72H27ZM31 72V73H30ZM22 73V72H21ZM6 74V73H5ZM24 74V73H23ZM27 75V74H25ZM22 75H20L21 77ZM24 76V75H23ZM22 76V77H23ZM18 77V76H17ZM30 77V76H29ZM26 77V78H29ZM16 78V77H15ZM25 78V79H26ZM32 78V79H33ZM36 78V79H35ZM2 79V78H1ZM23 79V78H21ZM204 79V80H203ZM17 80L19 81L20 78H17ZM28 80V79H27ZM39 80V81H38ZM22 81V80H21ZM29 81V80H28ZM27 81V82H28ZM30 81L27 84H30ZM7 82V81H6ZM24 82V81H23ZM4 83V82H3ZM14 83V82H13ZM22 83V82H21ZM215 83V82H214ZM26 84V85H27ZM30 84V85H31ZM38 84L36 85V88L39 87ZM9 85V84H8ZM24 85V83L22 84ZM29 85V86H30ZM32 86V85H31ZM30 89H34L31 88ZM17 87V86H16ZM21 87V86H20ZM26 87V86H25ZM24 87V88H25ZM12 88V87H11ZM35 88V89H36ZM28 91V93L32 90ZM34 89V90H35ZM4 90V89H3ZM9 90V89H7ZM17 90H20L19 88ZM23 90V89H22ZM25 90V89H24ZM27 90V88H26ZM38 89H36L37 91ZM45 90V89H44ZM16 91V90H15ZM14 91V92H15ZM6 92V91H5ZM12 92V90L10 91ZM10 93L11 95L14 94ZM20 92V91H19ZM22 92V91H21ZM27 92V91H26ZM34 92V91H33ZM7 93V92H6ZM32 93V92H31ZM36 93V92H35ZM54 93V92H53ZM232 93V92H231ZM16 94V93H15ZM20 94V93H19ZM25 94V93H24ZM23 93L19 96H22ZM224 95V94H222ZM4 96V95H3ZM16 96H18V94H16ZM27 97V94L25 95ZM23 96V97H25ZM9 97V96H8ZM11 97H14V95H12ZM10 97V98H11ZM241 97V96H240ZM258 97V96H257ZM5 98V97H4ZM20 98V97H18ZM37 98V97H36ZM41 97H38V101H40ZM47 98V97H46ZM49 98V97H48ZM225 98V97H224ZM14 99V98H13ZM22 99V98H21ZM28 99V98H27ZM43 99V97H42ZM52 99V98H51ZM227 99V96H226ZM4 100V99H3ZM18 101L20 99H17ZM23 100V99H22ZM36 100V99H35ZM34 100V101H35ZM44 100V99H43ZM62 100V99H61ZM59 100V101H61ZM229 99H227L228 101ZM236 100V99H235ZM259 100H261L262 104L264 105V96L262 94V96H259ZM2 101V100H1ZM16 101V100H15ZM42 101V100H41ZM64 101V100H62ZM61 101V102H62ZM230 101V100H229ZM251 101V100H250ZM7 102V101H6ZM4 103V102H3ZM2 103V104H3ZM9 103V102H8ZM35 103V102H33ZM40 103V102H39ZM42 103V102H41ZM40 103V104H41ZM50 103V102H49ZM52 103V102H51ZM59 103V102H56ZM56 103L54 105H56ZM240 103V102H237ZM255 103V102H254ZM43 104V103H42ZM253 104V103H252ZM4 105V104H3ZM15 105V103H14ZM20 104H17V107H19ZM26 105V104H25ZM34 105V104H32ZM38 105V103L36 104ZM46 105L48 106V104L46 103ZM52 105V104H51ZM53 105V106H54ZM58 105V104H57ZM60 105V104H59ZM214 105V107H213ZM27 106V105H26ZM35 106V105H34ZM261 106V105H260ZM15 107V109L17 108ZM31 107V106H29ZM55 107V106H54ZM81 107V106H80ZM212 107L214 108L212 110ZM21 108V107H20ZM24 108V107H23ZM35 109V107H33ZM32 108V109H33ZM39 108V107H38ZM43 108V106H42ZM56 108V107H55ZM232 108V106H231ZM234 108V107H233ZM33 109V110H34ZM47 109V108H46ZM61 109V108H60ZM69 109V110H68ZM235 109V108H234ZM18 110V109H17ZM40 110V109H39ZM212 110V111H211ZM13 111V110H12ZM49 111V110H48ZM55 111V110H54ZM16 112V111H15ZM43 112V110H42ZM45 112V111H44ZM47 112V111H46ZM32 113V111H31ZM99 113V114H100ZM262 113V111H261ZM252 114V113H251ZM264 114V112H263ZM19 115V114H18ZM21 115V114H20ZM17 116V115H16ZM90 116V115H89ZM101 116V115H99ZM59 117V118H60ZM54 118V117H53ZM90 117H88L87 120L91 121V119H89ZM131 118V117H130ZM60 119V121H61ZM62 119V120H63ZM86 119V118H84ZM81 120L82 122H84L85 120ZM93 119V118H92ZM79 120V121H80ZM132 120V118H131ZM253 120V119H252ZM252 120H249L252 122ZM261 120V119H260ZM36 121V120H35ZM93 121V120H92ZM100 121V120H98ZM121 121V120H119ZM239 121V120H238ZM248 121V120H247ZM80 122V124L82 123ZM108 122V121H107ZM106 122V123H107ZM111 122V121H110ZM114 122V121H113ZM122 122V121H121ZM134 122V121H133ZM260 122V121H259ZM79 122H77L78 124ZM112 123V122H111ZM126 124V122H123ZM50 124V123H49ZM52 124V123H51ZM84 124V123H82ZM87 124V123H86ZM90 124H93L90 122ZM116 124V122H115ZM122 124V123H121ZM124 124V125H125ZM252 124H254L252 122ZM259 124V123H258ZM44 125V124H43ZM42 125V126H43ZM46 125V124H45ZM95 125V124H94ZM262 125V124H261ZM38 126V125H37ZM56 126V124H55ZM84 126V125H83ZM86 126H89L86 125ZM116 127H118L117 125H115ZM10 127V126H9ZM19 127V126H18ZM46 127V126H43ZM50 127V126H49ZM58 127V126H57ZM76 126H74L75 128ZM92 127V126H90ZM234 127V128H233ZM54 128V127H53ZM78 128V127H77ZM110 128H112V126H110ZM18 129V128H17ZM27 129V128H26ZM56 129V127H55ZM58 129V128H57ZM70 129H72V127H70ZM116 129L113 130L116 132ZM119 129V128H118ZM117 129V130H118ZM126 129V128H125ZM33 130V129H32ZM46 130V129H45ZM47 130H51L50 128ZM61 130H63L61 128ZM90 130V129H89ZM102 130V129H101ZM110 130V129H109ZM130 130V129H129ZM244 130V129H243ZM39 131V130H37ZM74 131V130H73ZM76 131V130H75ZM82 131V132H81ZM87 131V130H86ZM83 132V130L81 129L80 132L76 131L79 134V138L80 140H85L86 142H88L89 144H91V146H94L93 149H95L97 147L98 151H99V147L100 150L102 147L106 148L104 144V142H101L100 140L102 139H98L103 137L102 135L100 137L99 133L97 136H95V132L93 130L94 134H90L92 131H90V133L87 132ZM103 131V130H102ZM108 131V130H107ZM106 131V132H107ZM111 129V132H113ZM123 131V130H122ZM238 131V130H237ZM24 132V131H23ZM44 132V131H43ZM47 132V131H46ZM51 131H49L50 133ZM59 132V131H58ZM62 132V131H61ZM60 132V133H61ZM65 132V131H64ZM10 133V132H9ZM30 133V132H29ZM27 132L24 133H20L17 134L18 136H16L12 142L13 144H17L16 146H18V143L20 141H24L28 138V136L31 134L32 132L29 134ZM45 133V132H44ZM54 133V132H53ZM105 134V131L103 132ZM109 133V132H108ZM121 133V132H120ZM119 131L117 134H120ZM125 133V130L124 132ZM259 133V132H258ZM29 134V135H28ZM46 134V133H45ZM63 134V133H62ZM66 134V133H65ZM71 134V133H70ZM110 134V133H109ZM114 133H112V134ZM122 134V133H121ZM120 134V135H121ZM213 134V135H214ZM38 135V134H36ZM52 135V134H51ZM75 135V133H74ZM73 135V136H74ZM116 135V134H114ZM124 135V134H123ZM123 135H121L122 137H124ZM135 135V134H134ZM145 135V136H146ZM156 135V134H155ZM205 135V134H204ZM33 136V135H32ZM31 138H34L32 137ZM44 136V135H43ZM73 136H71V141ZM82 136V137H81ZM107 135H104V137H106ZM113 136V135H112ZM111 136V138H112ZM119 136V135H118ZM116 136V137H118ZM129 136V133H128ZM131 136V135H130ZM156 136V139L157 137ZM214 136V137H216ZM4 137V136H3ZM37 137V136H36ZM42 137V136H41ZM66 137V136H64ZM75 137V136H74ZM114 137V136H113ZM147 137V136H146ZM30 138V137H29ZM38 138V137H37ZM82 138V139H81ZM119 138V137H118ZM127 137H125L126 139ZM131 138V137H130ZM151 138V137H149ZM155 138L152 136V139ZM43 139V137H42ZM59 139H61L59 137ZM74 139V138H73ZM98 139V140H97ZM108 139L106 138H103ZM115 139V138H113ZM112 139V140H113ZM121 139V137H120ZM148 139V138H147ZM159 139V138H158ZM11 140L9 139V141L11 142ZM31 140V139H30ZM28 140V141H30ZM36 140V139H35ZM38 140V139H37ZM54 140V139H53ZM58 140V139H57ZM69 140V139H68ZM76 141L78 139H75ZM102 140V141H104ZM109 140V139H108ZM107 140V141H108ZM111 140V139H110ZM112 140L110 143H112ZM118 141V139H116ZM150 140V139H149ZM154 140V139H153ZM170 140V139H169ZM174 140V139H173ZM198 140V139H197ZM201 140V139H200ZM214 140V139H213ZM218 141L221 142H227V143H238V142H233L231 140H226V139H222V138H217ZM259 140V139H258ZM49 141V140H48ZM61 141L64 142V139H61ZM84 141V142H85ZM97 141L103 143L100 145H95L96 143H98ZM145 141V140H144ZM151 141V140H150ZM156 140H154L155 142ZM163 141V140H161ZM168 141V140H167ZM8 142V143H10ZM15 142V143H14ZM70 142V141H69ZM86 142L84 144H86ZM128 142V141H127ZM146 142V141H145ZM152 141V143H154ZM169 142V141H168ZM173 142V141H170ZM207 142V141H206ZM215 142V141H213ZM240 142V141H239ZM7 143V142H6ZM22 143V142H21ZM20 143V144H21ZM49 143V142H48ZM51 143V142H50ZM53 143V142H52ZM62 143V142H61ZM65 143V142H64ZM83 143V142H82ZM106 144H108L107 142H105ZM116 143V141H115ZM119 145V142H117ZM116 143V144H117ZM122 143V142H121ZM126 143V142H125ZM158 143V142H156ZM160 143V142H159ZM158 143V144H159ZM204 143V142H203ZM212 143V142H211ZM220 143V142H219ZM218 143V144H219ZM226 143V144H227ZM2 144V143H1ZM24 144V142H23ZM22 144V145H23ZM28 143H25L24 145H26ZM54 144V143H53ZM60 144V143H59ZM58 144V145H59ZM123 144V143H122ZM130 144V143H129ZM132 144V143H131ZM141 144V143H140ZM163 144V143H162ZM199 144V142H198ZM217 144V142H216ZM221 144V143H220ZM239 144V143H238ZM10 145V144H9ZM12 145V143H11ZM55 145V144H54ZM53 145V146H54ZM103 145V146H102ZM201 145V144H200ZM205 145V144H204ZM236 144H234L235 146ZM5 146V145H4ZM15 146V147H16ZM21 146V145H20ZM75 146V145H74ZM77 146V145H76ZM88 146V145H87ZM89 146V148L92 149V147ZM96 146V147H95ZM120 148L122 147L121 144L119 145ZM124 146V145H123ZM127 146V145H125ZM139 146V143H138ZM159 146V145H158ZM234 146H232L234 148ZM13 146V148H15ZM26 147V146H25ZM59 147V146H58ZM64 147V146H63ZM141 148V146H139ZM161 147V146H160ZM205 147V146H204ZM231 147V146H230ZM239 147V146H238ZM264 147V146H263ZM24 148V147H23ZM31 148V147H30ZM77 148V147H76ZM119 148V149H120ZM157 148V146H156ZM226 148V147H225ZM228 148V146H227ZM19 149V148H18ZM78 149V148H77ZM92 149V150H93ZM118 149L117 145L114 146V142L113 145H107V151L104 153H106L109 157H113L114 159H120L121 161H124L127 163L126 167L124 166V174L125 175H121L118 174L116 172V170L113 169V165H108V162L106 165H108L107 167H102L100 165L96 166L93 170H89L90 168H88V166H86L85 162H80L82 164H85L84 166L87 167L85 170H80V171H76V170H69L65 173L64 178H63V182L61 181V183H64V188H66V190L68 192H70V194H77L76 197L79 195L82 197L83 200H85L87 204H89L90 209L95 210L93 211L94 214L97 213L102 218H104L103 223L105 224V220L108 221V223H110L112 226L105 228V230H107V233H116L118 232V228L123 229L125 232H132L133 236H141L142 234H147V231L150 229H148L147 227V223H148V212L146 210V203L148 202V200H150L149 198L152 197L155 193L160 195L162 193H166L168 192V187L167 186L165 188L166 185H171L172 182L176 181L178 177L179 172V166L177 167V164L174 165V163H178L177 161H179V156L178 158L175 157L172 154H165V155H161V153L164 151V149L162 150V152H160L159 156L158 153L155 155L156 157H152L150 156V158L147 159L145 158L143 159H138L137 156L135 155V153H131L130 151H121ZM142 149V148H141ZM140 149V150H141ZM177 149V148H176ZM196 149V148H194ZM60 150V149H59ZM65 150V149H64ZM96 150V149H95ZM104 150V149H102ZM126 150H128L126 148ZM155 150V149H154ZM192 150V149H191ZM44 151V150H43ZM49 151V150H48ZM70 151V149H69ZM90 151V150H89ZM97 151V152H98ZM143 151V150H142ZM145 151V150H144ZM166 151V150H165ZM183 151V150H182ZM185 151V150H184ZM190 151V150H189ZM40 152V151H39ZM50 152V151H49ZM72 152V151H70ZM101 153V151H99ZM159 152V151H158ZM188 152V151H187ZM195 152V151H194ZM68 153V152H67ZM75 153V152H74ZM89 153V152H88ZM146 153V152H145ZM193 153V152H190ZM212 153V152H211ZM1 154V153H0ZM6 154V153H5ZM32 154V153H31ZM35 153H33L32 155H34ZM44 154V153H43ZM78 154V153H77ZM175 154V152H174ZM246 154V153H245ZM26 155V154H25ZM42 155V154H41ZM178 154H176L177 156ZM185 155V154H184ZM183 155V156H184ZM197 155V154H196ZM238 155V154H237ZM3 156V155H2ZM32 156V157H33ZM43 156V155H42ZM106 156V155H105ZM5 157V156H4ZM102 157V156H101ZM104 157V154H103ZM187 157V156H184ZM248 157V156H247ZM26 159V157H24ZM35 158V157H33ZM46 158V157H44ZM107 158V157H105ZM144 158V157H143ZM180 158H182L180 156ZM204 158V157H203ZM215 158V157H214ZM116 159V160H117ZM36 160V159H35ZM38 160V159H37ZM47 160V159H46ZM45 160V161H46ZM64 160V159H63ZM72 160V159H71ZM90 160V159H89ZM88 160V161H89ZM115 160V162H116ZM185 160V159H184ZM223 160V159H222ZM222 160L219 159H214V162L216 161L217 164L219 165L218 168L222 167V165L224 164V162ZM3 161V160H2ZM48 161V160H47ZM51 161V160H50ZM87 161V163H88ZM182 161V160H181ZM204 161V160H203ZM238 161V160H237ZM240 161V160H239ZM53 162V161H52ZM91 162V160H90ZM186 161H184L185 163ZM37 163V162H36ZM39 163V162H38ZM44 163V162H43ZM57 163V162H56ZM92 164L94 163L91 162ZM112 163V162H111ZM109 163V164H111ZM187 163V162H186ZM190 163V162H189ZM54 164V163H53ZM80 164V165H82ZM89 164V163H88ZM90 164V165H92ZM96 165V163H94ZM93 164V166H94ZM116 164V163H115ZM125 164V163H123ZM182 164V163H181ZM200 164V163H199ZM216 164V165H217ZM42 165V164H41ZM99 165V164H98ZM105 165V166H106ZM120 164H118L119 167ZM185 166V164H183ZM201 165V164H200ZM215 165V164H214ZM227 165V163H226ZM230 165V163L228 164ZM25 166V165H24ZM39 166V165H38ZM79 166V165H78ZM92 166V167H93ZM109 166H112L111 170L109 169ZM123 166V165H122ZM184 166H181L182 170H186L185 168H183ZM188 166V165H187ZM186 166V168H187ZM192 166V164H191ZM205 166V165H204ZM232 166V165H230ZM1 167V166H0ZM77 167V166H76ZM83 167V166H82ZM216 167V166H215ZM229 167V166H228ZM227 167V168H228ZM10 168V167H9ZM21 168V167H20ZM50 168V167H49ZM53 168V167H52ZM81 168V166L79 167V169ZM108 168V169H106ZM120 168V167H119ZM189 168V166H188ZM205 168V167H204ZM224 168V167H223ZM222 168V169H223ZM226 168V167H225ZM232 168V167H230ZM229 168V169H230ZM3 169V168H2ZM61 169V168H60ZM73 169V168H72ZM78 169V168H77ZM121 169V168H120ZM191 169V167H190ZM217 169V168H216ZM234 170V168H232ZM8 170V169H6ZM64 170V169H63ZM181 170V171H182ZM224 170V169H223ZM5 171V170H4ZM12 171V170H11ZM57 171V170H55ZM60 171V170H59ZM119 171V170H118ZM190 171V170H187ZM186 171V172H187ZM192 171V170H191ZM235 171V170H234ZM2 172V171H1ZM52 172V171H51ZM178 172V174H177ZM229 172V171H228ZM227 172V173H228ZM230 172H232L230 170ZM11 173V172H9ZM40 173V172H39ZM44 173V172H43ZM63 173V172H62ZM184 175V172H182ZM225 173V174H227ZM235 173H237V170L235 171ZM1 175V174H0ZM24 175V174H23ZM39 175V174H37ZM36 175V176H37ZM42 175V173H41ZM38 178H40V176ZM50 175V174H49ZM234 175V174H233ZM239 175V174H238ZM29 176V175H27ZM54 176V175H53ZM56 176V175H55ZM54 176V177H55ZM58 176L60 177V175L58 174ZM186 176V173H185ZM237 176V175H236ZM235 176V177H236ZM31 177V175L29 176ZM35 177V176H34ZM43 177V176H42ZM48 177V176H47ZM63 177V176H62ZM189 177V176H187ZM234 177V176H233ZM238 177V176H237ZM22 179V176L20 177ZM27 178L24 177L23 180ZM33 178V176H32ZM51 178V177H49ZM47 178V180L49 179ZM57 178V176H56ZM181 178V177H180ZM184 178V177H183ZM242 178V177H241ZM31 179V178H30ZM43 179V178H41ZM55 179V178H54ZM53 179V180H54ZM182 179V178H181ZM179 179V180H181ZM186 177L184 178V181H187ZM16 181V174H11L8 177H1L0 176V187L1 185H5V187H7V184L9 185L11 182ZM26 180V179H25ZM28 180V179H27ZM34 180V179H32ZM37 180V179H36ZM45 180V177H44ZM50 180V179H49ZM52 180V181H53ZM57 180V179H56ZM60 180V179H59ZM183 180V179H182ZM181 180V181H182ZM234 180V179H233ZM238 180V179H237ZM241 180V179H240ZM20 181V180H17ZM16 181V182H17ZM31 181V180H30ZM52 181L50 180V182L52 183ZM55 181V180H54ZM180 181V183H181ZM34 182V181H32ZM44 182V181H42ZM56 182V181H55ZM171 182V183H169ZM178 184H180L178 182V180L176 181ZM174 182V183H176ZM227 182V181H226ZM225 182V183H226ZM233 182V181H232ZM239 182V180H238ZM21 183V182H20ZM58 183V182H57ZM60 183V182H59ZM228 183H230L228 181ZM235 183V182H234ZM16 183H13V185ZM19 184V183H17ZM37 184V183H36ZM41 185V183H39ZM50 184V183H49ZM55 184V183H54ZM185 184V183H184ZM183 184V185H184ZM240 184V183H239ZM28 185V183H27ZM53 185V184H52ZM58 186L62 187L61 185L57 184ZM172 187L175 188V184L172 183ZM229 185V184H228ZM12 186V183H11ZM43 186V185H42ZM54 188H57V186L55 187V185H53ZM182 186V183H181ZM185 186V185H184ZM230 186V185H229ZM264 186V184H263ZM10 187V185L8 186ZM41 187V186H39ZM51 187V186H50ZM171 187V186H170ZM169 187V188H170ZM171 187V188H172ZM53 188V187H52ZM53 188V189H54ZM172 188V189H174ZM178 188V187H177ZM231 188V187H230ZM234 188V187H233ZM2 189V188H1ZM62 189V188H61ZM59 189V190H61ZM179 189V188H178ZM177 189V190H178ZM232 189V188H231ZM3 190V189H2ZM1 190V191H2ZM7 190V189H6ZM33 190V189H32ZM48 190V189H47ZM65 190V192L67 194H69L67 191ZM167 190V191H166ZM171 190V189H170ZM169 190V191H170ZM264 190V189H263ZM262 190V191H263ZM51 191V190H50ZM114 191H118L117 193H119V191L122 192L124 197V205L123 206H119L122 207V210L120 211L118 208L115 212V210H110L111 208V203L112 200L110 201L111 203L108 204V208H106V205L104 203L107 204L106 200L108 198L111 197L112 193ZM176 191V190H175ZM179 191V190H178ZM177 191V192H178ZM181 191V190H180ZM41 192V191H40ZM44 192V191H43ZM52 192V191H51ZM172 193V191H170ZM168 192V193H170ZM39 193V192H38ZM46 193V192H45ZM61 193V192H60ZM116 193V194H117ZM167 193V194H168ZM175 193V192H173ZM172 193V194H173ZM44 194V193H43ZM42 194V195H43ZM52 194V193H51ZM54 194V193H53ZM57 194V193H56ZM69 194V195H70ZM114 194V193H113ZM115 194V195H116ZM166 194V195H167ZM171 194V195H172ZM261 194V192H260ZM30 195V194H29ZM34 195V194H33ZM37 197L40 198L41 195L39 196V194ZM65 195V194H64ZM118 195V194H117ZM165 195V194H164ZM164 195H160L161 197H164ZM170 195V194H169ZM262 195V194H261ZM260 195V196H261ZM50 192H49V195ZM46 194V197H48ZM55 196V195H53ZM57 198L59 199V195H56ZM56 196L51 198H55L56 200ZM68 196V195H67ZM73 196V195H72ZM114 196V195H113ZM120 196V195H118ZM122 196V195H121ZM155 196V195H154ZM153 196V197H154ZM260 196L258 198H260ZM34 197V196H33ZM62 197V196H61ZM60 197V199H61ZM66 197V196H65ZM168 197V196H166ZM166 197H164V199H166ZM176 197V196H175ZM29 198V197H28ZM44 199H46L43 196ZM73 198V197H72ZM80 198V197H77ZM123 198V197H122ZM158 198V197H157ZM156 196L154 199H157ZM170 198V196L168 197ZM174 198V196H173ZM178 198V197H177ZM176 198V201H177ZM263 198H264V193H263ZM36 196H35V200H36ZM49 199V197L47 198ZM57 199V200H58ZM119 198H116V200ZM162 199V198H161ZM171 199V198H170ZM175 199V198H174ZM29 200V199H28ZM34 200V199H33ZM38 200V199H37ZM40 200V199H39ZM38 200V201H39ZM54 199H52V201H55ZM56 200V201H57ZM64 200V197H63ZM76 201V199H74ZM80 200V199H79ZM121 200V198H120ZM123 200V199H122ZM158 200V199H157ZM163 200V199H162ZM264 200V199H263ZM38 201L37 204H38ZM43 201V200H42ZM47 203L49 201H51V199L48 201L46 200ZM62 203L61 200H58ZM58 203L57 206V212H58V207H61V203ZM108 201V200H107ZM114 201V200H113ZM151 201V200H150ZM170 201V200H167ZM175 201V202H176ZM31 202V201H30ZM33 202V201H32ZM104 202V203H103ZM117 202V201H116ZM122 203V201H120ZM152 202V201H151ZM151 202L148 204L150 205ZM158 202V201H157ZM160 202V201H159ZM162 202V201H161ZM172 204V200L170 201ZM180 202V201H179ZM44 203V201H43ZM46 203V202H45ZM44 203V204H45ZM56 203V202H54ZM53 203V204H54ZM75 203V202H74ZM102 205H101V204ZM156 204V202H154ZM184 203V202H183ZM182 203V204H183ZM186 203V202H185ZM184 203V206L186 205ZM224 203V202H222ZM228 203V202H227ZM29 204V203H28ZM34 204V203H33ZM51 204V202L48 204ZM63 204V203H62ZM72 204V203H71ZM82 204V202H81ZM99 207H97L98 205ZM104 204V206H103ZM162 204V203H161ZM168 204V203H167ZM168 204V205H169ZM174 204V201H173ZM172 204V205H173ZM181 204V203H180ZM221 204V203H220ZM219 204V205H220ZM242 204V203H241ZM41 205V202H39V206ZM55 205V204H54ZM53 205V206H54ZM57 205V204H56ZM55 205V206H56ZM66 205V203H65ZM70 203H68V207L70 209V207L73 205H70ZM97 205V206H96ZM113 205V204H112ZM154 205V204H153ZM159 205V204H157ZM156 205V206H157ZM176 205V204H174ZM193 205V204H192ZM191 205V206H192ZM216 205V204H215ZM219 205H218V209H219ZM226 205V204H225ZM230 205V204H229ZM32 206V204L30 205ZM38 206V205H36ZM38 206V207H39ZM47 206V205H45ZM44 206V207H45ZM54 206V207H55ZM88 206V205H87ZM95 206L97 208H95ZM152 206V205H150ZM171 206V205H170ZM182 206V205H181ZM180 205L175 206V208L177 207V211L180 210L179 207H181ZM184 206H182L184 208ZM202 206V205H201ZM213 206V205H211ZM217 206V205H216ZM28 206H26L27 208ZM42 207V206H40ZM39 207V208H40ZM74 207V206H72ZM117 207V206H116ZM115 206L112 207L113 209L116 208ZM154 207V208H153ZM153 207H149L151 210H156L158 211V209H155V206ZM159 207V209H162L161 206H157ZM156 207V208H157ZM181 207V208H182ZM186 207V206H185ZM194 207V206H193ZM192 207V208H193ZM207 207H209V205L205 206V208L207 209ZM225 207V206H224ZM228 207V206H226ZM230 207V206H229ZM36 208V209H39ZM52 208V207H51ZM65 209V207H63ZM67 208V207H66ZM153 208V209H152ZM172 208V206H171ZM174 208V207H173ZM172 208V210H173ZM182 208V209H183ZM189 208V206L187 207V209ZM199 208V207H198ZM203 208V207H202ZM234 209V207H231ZM258 208V207H257ZM43 209V208H42ZM48 209L50 210V208L48 207ZM55 209V208H53ZM148 209V208H147ZM148 209V210H150ZM185 210H187L186 208H184ZM204 209V208H203ZM215 210V206L214 208H211ZM217 209V208H216ZM217 209V210H218ZM222 209V207H221ZM30 210V209H29ZM44 210V209H43ZM41 210V211H43ZM46 208H45V213L46 212ZM60 210V209H59ZM119 210V211H118ZM153 210V211H154ZM166 210V209H165ZM164 210V213H166ZM201 210V209H200ZM205 210V209H204ZM209 210V209H208ZM207 210V212H208ZM224 210V209H223ZM229 210V209H228ZM241 210V209H240ZM264 210V209H262ZM53 211V210H52ZM51 211V212H52ZM55 211V210H54ZM61 211V210H60ZM76 211V215L78 217V220L74 221L73 219H70L69 217L61 219L60 222L58 223L59 226H61V228H63V238L62 240L59 242V245H56L53 248H48L47 246H40L37 245L36 247H33V251L36 254V260H32V263L34 261L37 260H42L39 257L45 256L46 260L49 261L50 264H104L102 263V259L100 258L101 255L103 254V250H101L100 245L97 246L95 243V237L93 235L92 232V227H90V224H86L83 220L82 215L80 214V211L78 209L75 208ZM118 211V212H117ZM155 211V216L156 215H162L161 213H163V211H161V213L159 214V211L156 213ZM181 211V210H180ZM191 211V210H190ZM195 210H193V214L197 215L198 213V217L201 216V213L198 212L196 214V212L194 213ZM206 211V210H205ZM233 211V210H232ZM259 211V210H258ZM257 214L260 215L259 211ZM35 212V211H34ZM33 212V213H34ZM40 213V209L37 211ZM49 213V217L52 216L50 215V211H48ZM66 212V211H65ZM64 212V213H65ZM148 212V213H147ZM168 212V211H167ZM179 212V211H178ZM226 212V211H225ZM264 212V211H263ZM42 213V212H41ZM40 213V214H41ZM41 214L40 216L43 215L44 218V214ZM55 213V212H54ZM60 213V212H59ZM70 214L72 213V211L70 210L69 212ZM91 213V210H90ZM163 213L162 216H164L165 214ZM186 213V212H183ZM211 213V212H210ZM219 213V212H218ZM223 213V212H222ZM37 214V213H36ZM68 214V213H67ZM152 214V212H151ZM189 214V212H188ZM188 214H183L184 217L188 216ZM191 214V212H190ZM224 214V213H223ZM228 214V212H227ZM233 214V213H232ZM264 214V213H263ZM261 213V217L263 218V215ZM47 215V214H46ZM89 215V213H88ZM182 215V214H181ZM200 215V216H199ZM204 215V214H202ZM242 215V214H241ZM241 215H237L240 216ZM244 215V214H243ZM248 215V214H247ZM255 215V214H254ZM258 215V216H259ZM263 215V216H262ZM23 216V215H22ZM27 216V215H26ZM64 216V215H63ZM68 216V215H67ZM91 216V215H90ZM89 216V217H90ZM152 215H150L149 217L153 219V217H151ZM161 216V217H162ZM172 216V215H171ZM176 216V215H175ZM171 218L173 220H175V217ZM209 216V215H208ZM235 216V215H234ZM234 216L232 218H234ZM236 216V217H237ZM250 216V215H249ZM244 216V217H248V219H251V216ZM259 216V217H260ZM39 217V216H37ZM57 217V216H56ZM65 217V216H64ZM158 217V220H159ZM160 217V218H161ZM165 217V216H164ZM193 217V215L191 214V218ZM196 217V216H194ZM198 217H196V220L198 221ZM202 217V216H201ZM206 217V215L204 216V218ZM212 220L215 218L214 216ZM231 217V216H230ZM242 216V218H244ZM255 217V216H253ZM14 218V217H13ZM28 218V217H27ZM69 218V219H68ZM157 218V217H156ZM166 218V217H165ZM164 218V219H165ZM178 218V217H177ZM189 218V217H187ZM217 218V216H216ZM216 218L214 219V221L216 220ZM239 218V217H238ZM256 218V217H255ZM254 218V219H255ZM261 218V219H262ZM38 219V218H37ZM39 219L41 220V217H39ZM47 220V217L45 218ZM52 218L50 217V219H48V222L50 223L49 220H51ZM96 219V218H95ZM99 219V218H98ZM99 219V220H100ZM168 219V217H167ZM170 219V221H171ZM203 218H199V220ZM211 219V218H209ZM219 219V221H218ZM217 221L220 222L221 218H218ZM221 219V220H220ZM228 219V217H227ZM247 219V220H248ZM102 220V219H101ZM179 220V219H177ZM189 220V219H188ZM195 220V219H193ZM205 220H207V218H205ZM226 220V218L224 219ZM230 219H228L229 221ZM232 220V219H231ZM236 221L238 220L237 218L235 219ZM234 220V221H235ZM240 220V219H239ZM246 220V219H245ZM246 220V221H247ZM253 220V219H252ZM43 221V220H42ZM52 222L54 220H51ZM160 221V220H159ZM170 224H175V223H170ZM210 221V220H209ZM227 221V220H226ZM235 221V222H236ZM244 220H240V222L242 223ZM257 223V219L255 220ZM260 221V220H259ZM29 222V221H28ZM45 222V220H44ZM44 222L41 223V225L44 226ZM46 222V223H48ZM51 222V223H52ZM56 222V221H55ZM93 222V221H91ZM97 222V223H96ZM94 220L95 224H98V222L100 221H96ZM156 222L158 223V221L156 220ZM161 223L165 222L161 219L160 221ZM183 221H181L180 219V223L181 224ZM199 222V221H198ZM204 222V221H203ZM202 222V223H203ZM208 222V221H207ZM216 222V221H215ZM209 222L207 224V226L210 227H214L212 230L215 231V233L213 232V234L217 237L220 238H216V237H209L208 235H195L194 237L196 239L199 240L200 243H202V248L199 247L198 242L195 243V245H198L199 249H196L197 247L195 246V248L192 246V249L194 248L195 250H192L191 252L188 250H186V246L183 245V247H185V251H189V254H186L187 252L184 251V249L182 250L185 253H181V257L177 256L176 253V257L179 259H181V262H183L184 264H264V228L263 229H259V227L264 226L263 225L258 227V231L256 230V232L252 231L253 233L249 235V232L251 233V231H249V229L246 226V223L250 222V220H248L245 223V227L242 226V228H244L246 231H249L248 233H242V231L239 229V227L237 228L238 230H240V234L239 233H233L231 230L228 229V227H230V225L227 228L226 227V223L223 225V223L220 222V225H217L218 222ZM232 222V221H231ZM230 222V224H231ZM245 222V221H244ZM262 222V220H261ZM260 222V223H261ZM50 223V224H51ZM103 223H101L103 225ZM107 223V224H108ZM152 223V221H151ZM149 222L148 225L151 224ZM155 223V222H154ZM184 223V222H183ZM206 223V222H205ZM214 223V225H213ZM234 222H232L233 224ZM239 223V221H237V224ZM240 223V224H241ZM253 223V221L251 222ZM255 223V222H254ZM54 224V222H53ZM160 224V223H158ZM157 224V225H158ZM164 224V223H163ZM187 224V223H185ZM235 224V223H234ZM231 225V226H234ZM235 224V225H237ZM35 225V224H34ZM57 225V226H58ZM99 225V224H98ZM154 225V224H153ZM152 225V226H153ZM162 225V224H161ZM171 226V228H173ZM189 225V223L187 224ZM201 225V223H200ZM202 225H205L204 223ZM243 225V224H242ZM251 225V224H250ZM43 226H41L43 228ZM49 227V225H47ZM95 226V225H94ZM97 226V225H96ZM104 226V225H103ZM110 226V225H109ZM168 226V225H167ZM167 226H165V228H167ZM195 226V225H194ZM252 226H257V224L255 223V225ZM37 227V226H36ZM45 227V226H44ZM54 227V226H53ZM181 227V226H179ZM179 227L177 229H179ZM183 227L185 228V226L183 225ZM182 227V228H183ZM188 227V226H186ZM192 227V226H191ZM202 227V226H201ZM206 227V225H205ZM241 227V226H240ZM249 227V224H248ZM251 227V226H250ZM249 227V228H250ZM46 228V227H45ZM56 228V227H55ZM96 228V227H95ZM98 228V226H97ZM96 228V229H97ZM152 228V227H151ZM155 228V226H154ZM152 228V231H154ZM158 227H156L155 230H157ZM175 228V225H174ZM194 228V227H193ZM192 228V229H193ZM247 228V229H246ZM253 227H251L252 229ZM44 229V228H43ZM42 229V231H43ZM48 229V228H46ZM54 229V228H53ZM102 229V228H101ZM104 229V228H103ZM148 229V230H147ZM163 229V228H162ZM189 229L186 228V230ZM195 229V228H194ZM200 229V228H199ZM236 229V228H234ZM250 229V230H251ZM41 230V228H40ZM51 230V229H50ZM95 230V229H94ZM122 230V231H123ZM175 230V229H174ZM181 230V229H179ZM184 230V229H183ZM196 230V229H195ZM244 230V231H245ZM254 230V229H252ZM121 231V230H120ZM150 231V230H149ZM160 231V230H159ZM159 231H155L156 233H158ZM167 231V230H166ZM163 231V232H166ZM172 231V229H171ZM176 231V230H175ZM209 231V230H208ZM97 232V231H94ZM100 232H102V230H100ZM104 232V230H103ZM102 232V233H103ZM127 232V233H128ZM168 232H170V230H168L166 232V234H168ZM212 232V231H211ZM20 233V232H19ZM119 233V232H118ZM150 234V232H148ZM152 233V232H151ZM155 233V235H157ZM162 233V232H161ZM172 233V232H171ZM175 233V232H174ZM177 234H174V236L172 234V238L175 237V235H177L176 237L178 238V232H176ZM192 233V231H191ZM195 233V232H194ZM99 234V233H98ZM121 234V232L119 233ZM123 234V233H122ZM122 234L120 236H122ZM148 234V235H149ZM159 234V233H158ZM165 234V233H163ZM186 234V233H185ZM245 234V235H243ZM248 234V235H246ZM28 235V233L26 234ZM31 235V234H30ZM28 235V236H30ZM124 235V234H123ZM146 235V236H148ZM154 235V236H155ZM191 235V234H190ZM193 235V234H192ZM36 236V235H35ZM115 236V235H114ZM130 237V234L128 235ZM132 236V237H133ZM157 236H161V235H157ZM168 236V235H167ZM180 236V235H179ZM105 237V236H104ZM102 237V238H104ZM153 237V236H152ZM151 237V239H152ZM156 237V236H155ZM170 237V236H169ZM168 237V238H169ZM184 237H186L184 235ZM22 238V237H21ZM105 238H108L107 236ZM126 238V237H124ZM123 238V239H124ZM157 238V237H156ZM166 238V236H165ZM164 241L165 242V239ZM167 238V239H168ZM172 238L171 241L173 240ZM183 238V236L181 237ZM193 238V237H191ZM190 238V239H191ZM25 239V238H24ZM101 239V237H100ZM110 239V237L108 238ZM108 239L106 241H108ZM131 239V237L129 238V240ZM136 240V237L134 238ZM141 239V238H140ZM138 239V240H140ZM163 239V238H162ZM180 239V238H179ZM179 239H176L175 242H184L183 240L179 241ZM189 239V238H187ZM195 239V240H196ZM233 241H232V240ZM111 240V239H110ZM114 240V239H113ZM121 240L122 242H127V240L125 241ZM132 240V239H131ZM130 240V241H131ZM137 243L135 241H131L133 244H137L135 245L137 247V250L142 252L140 254L143 255V253L145 255H154L153 257V263L154 262H158V264H181L179 262H173L170 261L168 259V257L170 256L169 251H167L165 254H163V248H160L162 251V253L160 252V249L155 248V246H152L150 244L151 247H149L146 244V241L144 239H141V241H138ZM146 240H150V238H147ZM157 240V244H159V240ZM156 240L154 239V242H156ZM194 240V241H195ZM58 241V240H57ZM169 242H171L170 240H168ZM173 241V242H174ZM189 241H193L189 240ZM197 241V240H196ZM118 242V241H117ZM150 242V241H148ZM147 242V243H148ZM153 242V241H152ZM162 242V240H161ZM177 242V243H178ZM227 243L228 245L231 246V248H236V250L240 249L243 252H245L248 256L249 259L242 261L239 256H237L233 251L227 249L224 247V243ZM103 243V242H102ZM111 243V241H110ZM166 243V242H165ZM168 243V242H167ZM166 243V244H167ZM172 243V242H171ZM175 244L177 245L176 248H181L180 247V243L179 244ZM35 244V243H33ZM121 244V243H119ZM164 244V243H162ZM174 244V243H172ZM183 244V243H182ZM109 245V244H108ZM111 245V244H110ZM114 245V244H113ZM126 245V244H125ZM129 245V244H127ZM126 245V246H127ZM169 243H168V247H169ZM158 246V245H157ZM173 246V245H172ZM29 247V246H28ZM107 247V246H106ZM115 247L116 246V242H115ZM128 247V246H127ZM135 247V249H136ZM153 247V248H152ZM121 248V247H120ZM129 248H131V246H129ZM170 248V247H169ZM174 249V247H172ZM175 248V250H176ZM191 248V247H190ZM201 248V249H200ZM238 248V249H237ZM31 249V250H32ZM110 249V248H109ZM118 249V248H117ZM132 249V248H131ZM134 249V250H135ZM168 249V248H166ZM171 250V249H170ZM191 250V249H190ZM19 251V250H18ZM17 251V253H18ZM103 251V252H102ZM117 251V250H114ZM124 251V250H123ZM166 251V250H164ZM22 252V249H21ZM19 251V255H22ZM24 252H26V250H24ZM127 252V251H126ZM21 253V254H20ZM28 253V252H27ZM33 253V254H34ZM107 253V252H106ZM125 253V251H124ZM174 253V251H173ZM172 253V254H173ZM244 253V254H245ZM108 254V253H107ZM130 254V253H129ZM166 254H168L166 256ZM17 255V254H16ZM28 255V254H26ZM31 254L29 253V256ZM110 255V254H108ZM120 255V254H118ZM132 255V254H131ZM174 255V254H173ZM188 255V256H187ZM26 257V258H29ZM39 256V257H38ZM123 256V255H121ZM141 256V255H140ZM144 256V255H143ZM246 256V255H244ZM23 257V256H22ZM25 257V255H24ZM118 257V256H117ZM126 257V256H125ZM132 257V256H131ZM142 257V256H141ZM140 257V258H141ZM147 257V256H146ZM150 257V256H148ZM145 258L146 260L149 258ZM166 257V258H165ZM16 258V257H15ZM21 258V257H20ZM25 258V259H26ZM34 257H32L33 259ZM119 258V257H118ZM117 258V259H118ZM133 258V257H132ZM135 258V256H134ZM170 258V257H169ZM23 259V258H21ZM23 259V260H25ZM35 259V258H34ZM107 259V258H106ZM115 259V258H114ZM129 259V258H128ZM137 259V258H136ZM139 259V258H138ZM152 259V257L150 258ZM168 259V260H167ZM29 261V259H26ZM105 260V259H104ZM142 260V259H141ZM155 260V261H154ZM11 261V260H10ZM38 261V264H41V262ZM45 260H43L42 262H44ZM46 261V262H47ZM122 261V260H120ZM170 261V262H169ZM16 262V260H15ZM40 262V263H39ZM106 262V261H104ZM134 263V261H132ZM137 262V261H135ZM143 262V261H142ZM141 262V263H142ZM17 263V262H16ZM37 263V262H36ZM45 263V262H44ZM121 263V262H120ZM140 263V264H141ZM29 264V263H28ZM48 264V263H47ZM108 264V263H107ZM139 264V263H138ZM144 264V262H143ZM149 264V263H148Z\"/></svg>","mask_w":264,"mask_h":264}]
</instances>
